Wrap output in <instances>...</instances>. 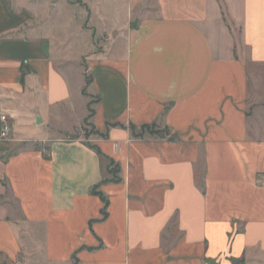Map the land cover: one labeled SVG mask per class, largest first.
<instances>
[{
    "label": "crops",
    "instance_id": "crops-1",
    "mask_svg": "<svg viewBox=\"0 0 264 264\" xmlns=\"http://www.w3.org/2000/svg\"><path fill=\"white\" fill-rule=\"evenodd\" d=\"M263 81L264 0H0V264H264Z\"/></svg>",
    "mask_w": 264,
    "mask_h": 264
},
{
    "label": "rangeland",
    "instance_id": "rangeland-1",
    "mask_svg": "<svg viewBox=\"0 0 264 264\" xmlns=\"http://www.w3.org/2000/svg\"><path fill=\"white\" fill-rule=\"evenodd\" d=\"M77 1V0H76ZM75 12H76V14H78V16L80 17V19L82 18V19H84V17H85V9H83V8H80V7H77V9L76 10H74ZM67 12V11H66ZM65 12V13H66ZM74 39V38H73ZM97 40L98 39H96L95 37H94V41H96L97 42ZM79 41V44L78 43H76V42H78ZM87 40L85 39V37H77V38H75V44H76V46L74 47V48H76L77 50H78V48H79V50L78 51H82V46H83V44L86 42ZM78 47V48H77ZM85 59L83 58L82 59V61L81 62H79V64H81L82 65V67H83V70H82V72H83V75H84V77H85V80H86V83H87V85L88 84H90V78H89V74H88V72H87V68H86V64H85ZM259 91H261V93H263L264 92V81H263V83H261L260 84V87H259ZM85 94H87V91L85 92ZM88 95V94H87ZM95 102V100L93 101V103ZM92 132H94V129L92 128V126H91V123H89V122H87L86 124H84L83 125V127L80 129V130H78L77 131V133H75V134H73L74 136H76L77 134L79 135V136H83V137H88ZM1 147H0V151H2V150H4L7 146L5 145L6 143H8L7 141H8V138H1ZM20 147H22V145L20 146ZM20 147L19 146H17V147H7L9 150H8V152H7V154H11V153H14V152H16V151H18L19 149H20ZM24 147V146H23Z\"/></svg>",
    "mask_w": 264,
    "mask_h": 264
},
{
    "label": "trees",
    "instance_id": "trees-1",
    "mask_svg": "<svg viewBox=\"0 0 264 264\" xmlns=\"http://www.w3.org/2000/svg\"><path fill=\"white\" fill-rule=\"evenodd\" d=\"M90 111H91V114L89 115V117L86 119V123L88 122V119L92 116V114H93V111L90 109ZM155 125H147V126H143L142 127V130L140 131V133H138V134H136V132H135V130H134V128H133V132H134V134L135 135H137V136H142V135H144L145 133H150V134H163V132H161V131H157V130H155ZM76 136H78V134L76 135ZM101 155H103V154H101ZM110 163L111 164H114V161L113 160H110ZM120 172V167L118 166V165H115L114 166V168H112V169H110V171H109V173H111L112 174V176H113V179L114 180H119V176H118V173ZM97 188H98V186H96V187H94L93 189H92V192L93 193H96V194H98V195H100L102 198H103V200L105 201V202H107V200H106V198L104 197V195L101 193V192H99V191H97Z\"/></svg>",
    "mask_w": 264,
    "mask_h": 264
},
{
    "label": "built area",
    "instance_id": "built-area-1",
    "mask_svg": "<svg viewBox=\"0 0 264 264\" xmlns=\"http://www.w3.org/2000/svg\"><path fill=\"white\" fill-rule=\"evenodd\" d=\"M11 116L6 113V112H2L0 119H1V127H0V137L1 138H8L9 134L12 130V122H11ZM120 144L116 145V150L119 151L120 150Z\"/></svg>",
    "mask_w": 264,
    "mask_h": 264
}]
</instances>
